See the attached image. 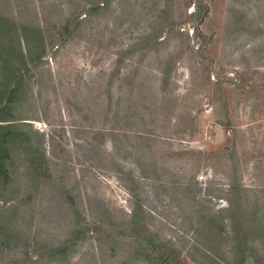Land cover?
Returning <instances> with one entry per match:
<instances>
[{"label":"rangeland","instance_id":"rangeland-1","mask_svg":"<svg viewBox=\"0 0 264 264\" xmlns=\"http://www.w3.org/2000/svg\"><path fill=\"white\" fill-rule=\"evenodd\" d=\"M0 18L44 46L7 116L42 137L10 150L0 264H264V0H0Z\"/></svg>","mask_w":264,"mask_h":264},{"label":"trees","instance_id":"trees-1","mask_svg":"<svg viewBox=\"0 0 264 264\" xmlns=\"http://www.w3.org/2000/svg\"><path fill=\"white\" fill-rule=\"evenodd\" d=\"M14 26L13 23L7 22L0 18V41L7 40V43L12 41L15 44H10V48L0 46V183L5 184L9 177V165L7 163L10 157L11 147L16 144L29 145L31 138L29 133L38 137L36 144H41L39 138L42 133L37 129H29V133L22 131L23 128L29 125V122H12L9 123L7 116L11 115L16 108V103L19 98L24 95L26 83H29V78L26 77V67L34 60H38L43 52V36L37 27L29 28L25 25L19 29H10ZM12 28V27H11ZM2 42H0L1 44ZM22 44L25 51L22 49ZM32 48L35 51H32ZM37 52L36 54H34ZM6 122V123H3ZM29 141V142H28ZM38 151V150H37ZM32 160L42 159L41 152L33 155ZM235 186L229 185V191H233ZM229 210L232 209L228 208ZM250 224H246V229ZM236 247V246H235ZM53 249V247H52ZM55 249H59L56 246Z\"/></svg>","mask_w":264,"mask_h":264}]
</instances>
